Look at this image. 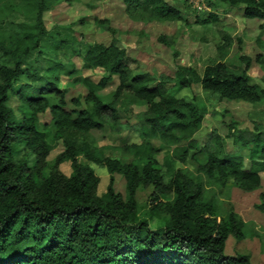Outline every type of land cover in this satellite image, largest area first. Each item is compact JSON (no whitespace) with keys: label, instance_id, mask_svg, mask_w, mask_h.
Listing matches in <instances>:
<instances>
[{"label":"trees","instance_id":"16d2710c","mask_svg":"<svg viewBox=\"0 0 264 264\" xmlns=\"http://www.w3.org/2000/svg\"><path fill=\"white\" fill-rule=\"evenodd\" d=\"M56 1L32 0V24L0 37V264H255L249 254L225 252L229 238L244 239V221L233 211L225 216L218 213L203 176L193 179L184 172L180 164L185 163L187 151L175 156L166 152L163 164L167 172H162L154 157L157 147L152 143L158 138L164 145L175 144L180 133L195 132L204 119L203 104L168 94L172 84L175 90L198 84L220 98L260 101L264 88L249 74V58L240 56L243 65L239 68L218 61L205 65L201 72L178 63L173 77L155 78L131 72L129 49L115 37L108 44L89 43L82 52V69L102 68L105 74L98 82L83 77L88 90L84 106L67 109L57 86L56 69L43 76L22 65L23 59L49 37L43 13ZM213 1L242 5L244 16L264 20V0ZM144 2L164 17H179L163 0ZM209 17L216 19L210 13L205 21L211 20ZM56 68L63 67L59 64ZM114 74L119 83L111 99L102 101L97 91ZM22 76L29 82L16 85ZM11 95L19 100V115L10 105ZM71 101L79 102L78 97ZM139 101L147 104L137 126L141 142L115 148L123 155L145 158L142 166L107 155V147L97 146L89 134L91 129L104 126L107 114L116 121L121 105ZM47 108L54 136L65 148L52 170L44 174L41 169L52 149L48 141L52 128L38 130L37 122L39 113ZM235 124L231 121L226 125V135H233L234 143H240L248 155L219 157L211 142L205 149L207 161L198 166V172L203 171L207 178L216 174L220 179L230 177L245 189H253L264 172V130L257 129L251 136L244 132L234 135ZM18 141L34 153V166L13 158L12 149ZM188 146L194 148L195 144L189 141ZM80 155L104 164L109 172L103 194L97 191L99 177L89 164L79 161ZM64 161L70 162L69 174L59 169ZM115 172L125 178L127 198L114 188ZM139 185L150 190L148 210L153 215L163 214V225L150 228L147 220L138 216L135 193ZM262 199L264 211V194Z\"/></svg>","mask_w":264,"mask_h":264},{"label":"rangeland","instance_id":"374dc122","mask_svg":"<svg viewBox=\"0 0 264 264\" xmlns=\"http://www.w3.org/2000/svg\"><path fill=\"white\" fill-rule=\"evenodd\" d=\"M174 8L179 17H164L144 0H57L43 13L49 37L43 40V46L26 56L22 65L34 69L39 75L46 76L49 69H56L58 88L65 99V107L82 108L87 87L82 78L87 77L98 82L105 74L102 68L82 69V52L87 44L101 42L108 44L113 37L129 49L128 65L131 72L146 73L155 78L166 75L173 77L178 63L191 65L199 72L207 64L218 61L229 67L239 68L243 65L240 56L249 58L248 72L252 80L264 88V20L248 18L242 12V5L230 6L213 0H163ZM212 13L216 19L205 21ZM35 16L32 0H0V37L17 33L22 25L32 24ZM63 41L61 48H56ZM63 68H56L57 65ZM71 70V73H67ZM29 82L22 76L16 85ZM119 83L116 74L106 85L97 91L102 101H109ZM60 94V93H59ZM168 94L187 101L201 103L205 106V115L201 127L193 133H180L175 144L164 145L158 138H153L156 146L154 157L164 172L163 156L169 152L172 156L187 151L184 172L195 179L203 176L209 195L216 200L218 213L225 216L230 211L238 214L244 221L243 240L228 239L225 252L228 254H249L255 264H264V211L261 209L264 194V172L261 173L259 186L245 189L230 177L219 178L216 174L205 177L198 166L206 163L205 149L213 142L216 154L248 155V150L240 143H234L233 135L227 136V124L235 122L234 135L244 132L251 136L257 129L264 130V97L249 103L243 100H228L218 94L202 89L198 84L175 90L171 85ZM78 97L79 102L71 100ZM58 98V97H57ZM56 102V98L52 99ZM10 105L16 115L19 100L11 95ZM120 117L114 121L109 114L101 129H91L89 134L97 146H106L105 153L116 156L122 162L130 161L140 166L145 158L123 155L115 147L125 143H140L137 126L143 120L147 110L144 101L121 105ZM49 109L38 115L37 128H52ZM51 129L48 138L52 146L41 169L48 174L54 167L56 157L64 151L61 139L54 136ZM217 136V140L213 138ZM193 141L194 148L188 146ZM109 147V148H108ZM12 155L15 160H25L28 166L35 165V156L23 141L14 143ZM79 161L89 164L99 177L97 191L103 194L109 182V172L102 163L89 162L79 156ZM163 165V166H162ZM65 174L71 172L69 161L59 165ZM167 172V170H166ZM114 188L123 198H127L125 178L115 172ZM170 175L166 174V180ZM150 190L139 185L135 199L138 203V216L145 218L150 228L164 224L163 214H151L148 210ZM175 195L171 194L174 200Z\"/></svg>","mask_w":264,"mask_h":264}]
</instances>
